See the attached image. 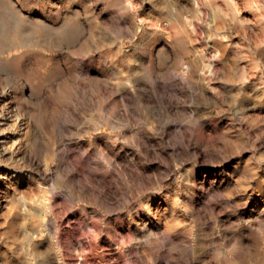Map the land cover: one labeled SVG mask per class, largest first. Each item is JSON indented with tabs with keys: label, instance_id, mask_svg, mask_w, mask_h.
I'll return each instance as SVG.
<instances>
[{
	"label": "rangeland",
	"instance_id": "obj_1",
	"mask_svg": "<svg viewBox=\"0 0 264 264\" xmlns=\"http://www.w3.org/2000/svg\"><path fill=\"white\" fill-rule=\"evenodd\" d=\"M0 264H264V0H0Z\"/></svg>",
	"mask_w": 264,
	"mask_h": 264
},
{
	"label": "bare ground",
	"instance_id": "obj_2",
	"mask_svg": "<svg viewBox=\"0 0 264 264\" xmlns=\"http://www.w3.org/2000/svg\"><path fill=\"white\" fill-rule=\"evenodd\" d=\"M198 2V1H197ZM200 3V2H199ZM148 4V3H147ZM29 94V93H28ZM17 180V179H16ZM16 183V182H15ZM177 214V213H176ZM181 217V216H180ZM172 221V220H171Z\"/></svg>",
	"mask_w": 264,
	"mask_h": 264
}]
</instances>
